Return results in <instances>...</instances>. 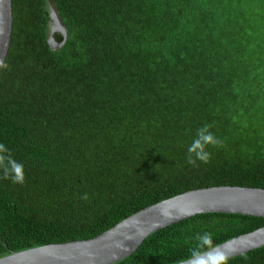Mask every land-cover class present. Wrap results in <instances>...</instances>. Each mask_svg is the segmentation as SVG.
Segmentation results:
<instances>
[{
    "label": "trees",
    "instance_id": "1",
    "mask_svg": "<svg viewBox=\"0 0 264 264\" xmlns=\"http://www.w3.org/2000/svg\"><path fill=\"white\" fill-rule=\"evenodd\" d=\"M0 258L98 237L188 191L264 189V0H12ZM58 36V41L61 37ZM264 227L209 213L114 264H178ZM215 264H264V246Z\"/></svg>",
    "mask_w": 264,
    "mask_h": 264
},
{
    "label": "water",
    "instance_id": "2",
    "mask_svg": "<svg viewBox=\"0 0 264 264\" xmlns=\"http://www.w3.org/2000/svg\"><path fill=\"white\" fill-rule=\"evenodd\" d=\"M47 3L48 44L52 51H58L68 41V30L53 0H47ZM13 20V1L0 0V70L11 47ZM55 35L62 40L58 41ZM209 213L264 217V189L220 186L188 191L139 211L93 239L14 252L0 258V264H114L135 253L152 233ZM263 246L264 227L178 264H215Z\"/></svg>",
    "mask_w": 264,
    "mask_h": 264
},
{
    "label": "flooded vegetation",
    "instance_id": "3",
    "mask_svg": "<svg viewBox=\"0 0 264 264\" xmlns=\"http://www.w3.org/2000/svg\"><path fill=\"white\" fill-rule=\"evenodd\" d=\"M55 37H56V39L58 38V36H57V35H55Z\"/></svg>",
    "mask_w": 264,
    "mask_h": 264
},
{
    "label": "clouds",
    "instance_id": "4",
    "mask_svg": "<svg viewBox=\"0 0 264 264\" xmlns=\"http://www.w3.org/2000/svg\"><path fill=\"white\" fill-rule=\"evenodd\" d=\"M58 40V39H57Z\"/></svg>",
    "mask_w": 264,
    "mask_h": 264
}]
</instances>
